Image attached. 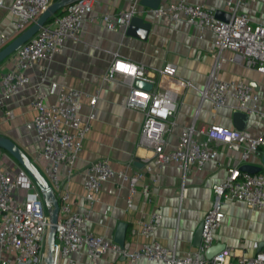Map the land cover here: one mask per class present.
<instances>
[{
  "label": "built area",
  "instance_id": "1",
  "mask_svg": "<svg viewBox=\"0 0 264 264\" xmlns=\"http://www.w3.org/2000/svg\"><path fill=\"white\" fill-rule=\"evenodd\" d=\"M53 1L0 0V9L6 10L11 17V32L0 33V49L30 26ZM249 1L254 0H223L228 14L226 20L216 18L215 10L211 7L186 0L168 1L150 11L155 17L183 20L199 32L209 31L213 34L212 63L201 87L177 77L172 63H165L152 72L143 65L121 59L115 51L109 53L111 61L100 81L119 82L126 86L128 93L120 104L143 113L137 146L149 149L151 157L143 161L140 169L131 168V163L122 169H114L107 158L90 162L80 177L83 198L89 205L98 201L101 183L112 179L126 185L128 204L138 188L149 200L146 174L152 173L151 181L156 183L155 169L172 163L180 171L183 180L191 168L200 171L207 162L214 160L219 146L237 153L240 162H246L259 150L264 152V109L259 107L261 97L248 81L219 78V72L226 62L264 76V25L250 22L246 13ZM96 2L77 0L54 14L12 53L13 67L0 74V109L6 108L13 97L29 87L32 90L29 100L33 113L32 129L40 142V148L30 159L58 202L52 264H58L61 260L65 264H75L72 253L78 251L84 253L89 264H98L99 257L107 251L117 252L129 261L144 259L162 264H264V250L255 252L250 258H238L235 262L232 261L233 252L229 248H224L210 259L204 257V251L213 244L215 232L221 224L225 202L240 201L250 209L264 210V167L257 173H248L234 166L227 169L224 179L211 186L214 197L201 219L200 244L184 256H179L174 247L166 248L155 240L154 232L161 221V215L155 210L146 218L136 221L132 234H138L147 241L132 251L102 236L81 230L86 216L73 211L67 183L73 178V165L94 118L93 107L98 91L89 95V111L83 116L82 90L48 80L47 65L62 52L65 41L78 40L83 21L92 12ZM136 3L137 0L133 1L126 10L115 14H101V26L112 32L124 30L131 18L139 13ZM225 51L231 55L225 57ZM32 69H36L34 84H31L29 76ZM135 79L150 83L151 88L139 89L134 85ZM171 84L177 89H170L168 85ZM188 88L197 93L198 106L191 123L179 133L175 146L166 148V135L174 125L173 115L180 92ZM50 97L53 102L47 103ZM204 101L210 103L213 113L225 106L246 115H259L263 132L254 136L245 130L216 124L197 130L195 120ZM4 115L11 117L12 112L6 110ZM2 157H6L13 168L0 167V264H44L49 219L41 191L28 173L0 150V161ZM183 190L181 183L180 198ZM19 191L24 194L21 195Z\"/></svg>",
  "mask_w": 264,
  "mask_h": 264
},
{
  "label": "crops",
  "instance_id": "2",
  "mask_svg": "<svg viewBox=\"0 0 264 264\" xmlns=\"http://www.w3.org/2000/svg\"><path fill=\"white\" fill-rule=\"evenodd\" d=\"M133 1L135 0H97L92 12L83 21L78 40L65 41L62 52L55 55L47 65L48 80L82 90L83 116L89 111V95L98 91V98L93 107L94 118L73 165L74 175L67 183V190L73 211L86 216L82 231L113 241L117 224L125 223L122 246L132 251L147 241L138 234H132L136 221L146 218L155 210L161 215L160 226L154 232L155 240L166 248L174 247L179 256H184L196 248L193 245V237L204 213L212 204L214 196L211 186L224 179L227 169L234 166L240 168L242 165H250L263 170L260 158L264 152L259 150L246 162H240L237 153L219 146L214 160L207 162L200 171L191 168L183 180L180 171L172 163L155 169L156 183L151 181L152 173L146 174L149 200L138 188L128 204L126 185L119 184L115 179L101 183L98 201L89 205L84 200L80 177L90 162L107 158L114 169H122L127 163L132 164L131 168L140 169L143 161L151 157L149 149L137 146L143 113L120 104L121 99L128 93L126 86L119 82L100 81L111 61L109 53L115 51L121 59L143 65L147 71L152 72L165 63H172L175 65L177 77L187 79L197 87L204 84L212 63L211 32H199L183 20L174 21L166 16L155 17L150 12L160 4L174 0H137L139 13L136 17L139 18L124 30L112 32L101 26V14H115L126 10ZM186 1L205 4L215 10L218 17H225L227 14L223 0ZM10 20V14L0 9V33L11 32ZM230 55L229 51L224 52L225 57ZM12 58L11 54L4 62H0V74L13 67ZM29 76L31 84H34L36 69L30 70ZM219 78H241L252 83L255 92L261 97L259 107L264 109V76L226 62L219 72ZM168 87L177 89L172 84ZM31 95L32 90L29 87L25 92L13 97L6 108L0 109V138L11 140L30 158L40 148V142L32 129L33 113L29 106ZM52 102L53 98H48L47 103ZM198 103L199 97L194 90L188 88L180 92L177 109L173 115L174 125L166 135V148L175 146L181 130L191 123ZM5 109L12 112L11 117L4 115ZM233 112L224 106L213 113L210 103L204 101L196 116L195 127L198 130L216 124L237 129ZM242 130L254 136L261 134V117L256 114L247 115ZM0 164L1 168H13V164L6 157H2ZM181 183L184 187L182 198L179 197ZM19 193L24 194L23 191ZM223 212L213 244L221 243L224 248L231 249L233 262L238 258H250L255 252L264 250V210L250 209L240 201H228L224 203ZM72 258L75 264H89L82 251L72 253ZM58 264L65 262L61 260ZM98 264L162 263L144 259L129 261L117 252L107 251L99 257Z\"/></svg>",
  "mask_w": 264,
  "mask_h": 264
},
{
  "label": "water",
  "instance_id": "3",
  "mask_svg": "<svg viewBox=\"0 0 264 264\" xmlns=\"http://www.w3.org/2000/svg\"><path fill=\"white\" fill-rule=\"evenodd\" d=\"M76 1L77 0H54L47 7V9L35 19V21L30 26L24 29L20 34L15 36L10 42H8L3 48L0 49V62L10 56L21 44L25 43L32 35H34L37 30L47 21V19L52 17L57 12L61 11L65 6ZM215 16L218 19L226 20L228 14H226L225 17H218L217 13L215 12ZM137 18L139 17L133 16L128 26ZM250 84L253 86L252 83ZM134 85L138 88L145 90L151 88L150 83L141 79H135ZM232 116L233 121L235 123V127L237 129L242 130L243 123L247 118V115L239 111H234ZM0 150L6 152L20 167H22L26 171L28 175L33 179L38 189L41 191L42 201L46 208V212L48 214L49 219V227L45 240L47 256L44 259V264H52L51 253L54 243V228L57 222L58 213L57 199L53 194L52 190L49 188L46 180L44 179L40 171L33 164L32 160L15 143H13L7 138H0ZM260 160L264 166V153L261 154ZM239 169L248 173H257L261 170V168L253 167L250 165H242ZM125 228V223H118L116 226L113 242L117 243L120 247L123 245L124 242ZM201 228L202 223L200 222L193 237V245L195 247H198L200 244ZM223 249L224 245L221 243L212 244L204 251V257L210 259Z\"/></svg>",
  "mask_w": 264,
  "mask_h": 264
},
{
  "label": "rangeland",
  "instance_id": "4",
  "mask_svg": "<svg viewBox=\"0 0 264 264\" xmlns=\"http://www.w3.org/2000/svg\"><path fill=\"white\" fill-rule=\"evenodd\" d=\"M246 13L251 23L264 25V0L249 1L246 7Z\"/></svg>",
  "mask_w": 264,
  "mask_h": 264
},
{
  "label": "trees",
  "instance_id": "5",
  "mask_svg": "<svg viewBox=\"0 0 264 264\" xmlns=\"http://www.w3.org/2000/svg\"><path fill=\"white\" fill-rule=\"evenodd\" d=\"M60 12V11H59ZM59 12H57V13H59ZM50 20V18L49 19H47V22ZM9 57V56H8ZM8 57L7 58H5L2 62H4L6 59H8ZM1 62V63H2ZM30 158V157H29Z\"/></svg>",
  "mask_w": 264,
  "mask_h": 264
}]
</instances>
